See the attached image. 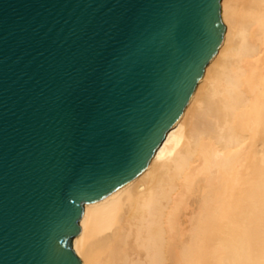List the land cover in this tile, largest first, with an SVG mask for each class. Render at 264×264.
Returning <instances> with one entry per match:
<instances>
[{
	"label": "water",
	"instance_id": "95a60500",
	"mask_svg": "<svg viewBox=\"0 0 264 264\" xmlns=\"http://www.w3.org/2000/svg\"><path fill=\"white\" fill-rule=\"evenodd\" d=\"M221 0H0V264H82L223 40Z\"/></svg>",
	"mask_w": 264,
	"mask_h": 264
},
{
	"label": "bare ground",
	"instance_id": "6f19581e",
	"mask_svg": "<svg viewBox=\"0 0 264 264\" xmlns=\"http://www.w3.org/2000/svg\"><path fill=\"white\" fill-rule=\"evenodd\" d=\"M223 40L147 166L85 204L82 264H264V0H221Z\"/></svg>",
	"mask_w": 264,
	"mask_h": 264
}]
</instances>
